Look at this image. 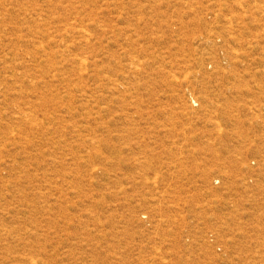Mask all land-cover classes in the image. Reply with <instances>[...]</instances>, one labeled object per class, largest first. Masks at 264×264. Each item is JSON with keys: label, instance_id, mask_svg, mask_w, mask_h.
Wrapping results in <instances>:
<instances>
[{"label": "rangeland", "instance_id": "374dc122", "mask_svg": "<svg viewBox=\"0 0 264 264\" xmlns=\"http://www.w3.org/2000/svg\"><path fill=\"white\" fill-rule=\"evenodd\" d=\"M0 264H264V0H0Z\"/></svg>", "mask_w": 264, "mask_h": 264}]
</instances>
